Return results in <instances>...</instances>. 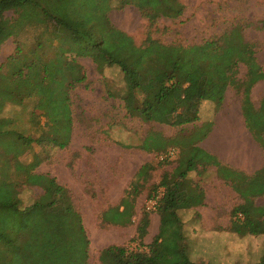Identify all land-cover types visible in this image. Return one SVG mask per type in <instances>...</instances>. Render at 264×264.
I'll return each mask as SVG.
<instances>
[{
    "label": "trees",
    "instance_id": "1",
    "mask_svg": "<svg viewBox=\"0 0 264 264\" xmlns=\"http://www.w3.org/2000/svg\"><path fill=\"white\" fill-rule=\"evenodd\" d=\"M110 1L0 0V46L30 27L39 29L32 49H57L50 60H42L38 50H34V57L24 60L18 58L22 45L17 46V55L8 58L5 64L7 73L0 74V110L6 103L20 106L26 98L35 97L37 106L47 116L45 124L56 128L58 120L69 123L70 116H62L70 112L69 91L85 81L79 62L71 64L72 52L76 51L80 58H89L99 72L113 66L120 70L122 89L118 93L106 90V94L120 99L127 115L145 123L170 127L194 123L199 119L203 102L213 103L218 110L227 89L233 88L240 96L245 127L264 151V94L257 108L251 100L253 87L264 80V71L240 26L225 35L231 41V48L224 37L183 46L162 44L148 36L141 46H136L130 36L110 22L107 16ZM128 5L136 7L150 23L159 17L175 20L184 9L178 0H119L118 8ZM240 64L246 68L242 79L238 78ZM197 132L201 138L205 135L201 130L193 135ZM3 134L0 132V136ZM16 135V142L23 146L19 147V153L12 145L6 149L9 160L0 172L4 171L8 179L20 172L26 177L23 184L11 186L8 199L4 198L6 183L0 185V264H87L89 240L68 190L54 178L33 173L36 162L18 163V157L26 152L32 139L20 133ZM49 135L38 141H54ZM170 142L171 139L153 132L143 139L139 149L158 156L167 151ZM166 162L167 159L159 163ZM210 165L217 168L218 175L230 183L245 204H251L250 208L241 205L231 210L230 231L241 236L264 235V206H253L250 196L244 193L249 177L230 171L190 142L186 161L178 164L174 175H163L159 183L163 192L154 211L159 217L157 234L149 244L143 242L150 225V212L142 213L132 239L139 247L131 250L107 246L99 252V264H206L189 260L179 210L203 204V191L189 182L187 173L198 166ZM149 169L150 165L141 166L119 204L103 213L102 222L119 227L131 223L139 195L138 181ZM27 184L41 188L43 193L23 207L16 189ZM261 260L259 264H264L263 257Z\"/></svg>",
    "mask_w": 264,
    "mask_h": 264
},
{
    "label": "rangeland",
    "instance_id": "2",
    "mask_svg": "<svg viewBox=\"0 0 264 264\" xmlns=\"http://www.w3.org/2000/svg\"><path fill=\"white\" fill-rule=\"evenodd\" d=\"M178 2L184 9L182 15L175 20L159 17L150 23L132 5L118 8L119 0L110 1L111 9L107 16L117 29L132 38L136 46H141L148 36L162 44L183 46L199 45L210 39L224 37L226 45L231 48V41L225 35L232 28L240 26L245 41L252 46L257 64L264 71V0H178ZM6 16L11 17L12 13H6ZM38 33L39 29L28 27L2 43L1 75L7 73L8 67L5 64L8 58L17 55L16 48L19 44L22 45V54L18 58L24 60L32 58L34 50H38L32 49ZM54 46L57 44L54 43ZM52 48L38 50L37 53L42 60L47 61L55 56L54 52L57 49ZM72 54L71 64L79 62L85 81L69 91L70 112L62 113V116H70V122L58 120L56 128L51 124H45L47 116L43 108L41 110L37 106L35 97L26 98L20 106L6 103L0 110V132L4 133L0 136V169H4V163L9 160L6 149L10 145L17 147L14 150L18 153L19 147L23 146L16 142L18 138L16 134L28 136L32 143L27 146L26 152L18 157V163L28 165L36 162V166L31 170L33 173L54 178L59 185L68 190L74 208L85 219L86 233L90 240L95 242L105 233H109L111 243L132 250L139 245L132 241L129 230L123 234L120 230L136 228L142 213L146 212L150 197L161 195L163 188L159 183L162 176L174 175L177 165L186 161L188 143L193 142V145L197 146L201 135L199 132L193 135L196 131L192 129L194 124L170 127L153 122L145 123L137 117L127 115L120 99L106 94V90L118 93L122 89L120 70L113 66L105 67L99 72L89 58H80L76 51ZM245 73V66L240 64L238 78L242 79ZM263 94L264 80H261L251 92V100L256 108ZM239 105L240 96L233 88H228L220 109H214L209 115V111L205 110L200 114V119L212 120L216 116L224 123L236 117V142L240 143L241 132L243 137L241 143L246 151L244 156L237 158L243 169L222 166L249 177L244 193L250 196L253 206H264V196H260L264 195V169L260 168L264 165V151L247 131ZM212 122L213 120L203 125L201 131L205 135L211 126L215 125ZM153 132L171 139L167 146L177 150V155L172 161L159 163L155 152L147 153L139 149L143 139ZM48 135L54 138V141L50 143L38 141L47 138ZM185 139L190 140L185 143ZM63 145L66 146L56 147ZM248 154L255 160L252 167L244 164L248 161ZM143 165H150V169L138 181L139 195L136 202L139 201V206L138 211L134 206L131 223L125 227L118 226L122 229H117L102 222L104 205L109 209L119 204ZM211 167L198 166L196 170L187 173L192 185L201 188L204 184L210 193L212 205H216L212 208L214 213L205 211L203 215L189 209L179 210L187 256L195 263L259 264L262 257L264 258V235L241 236L230 231L233 221L230 216L231 210L241 205L250 208L251 204H245V200L232 189L230 183L218 175L217 169L210 175L205 174ZM6 177L4 171H1L0 185L6 183L14 187L23 184L26 175L20 172L12 174L9 179ZM201 189L203 191V188ZM16 190L20 192V201L24 206L30 205L43 193L41 188L29 184L23 189L17 187ZM151 215L154 219L151 235L155 236L159 217L154 211L150 212ZM98 248L90 250L88 264H99Z\"/></svg>",
    "mask_w": 264,
    "mask_h": 264
},
{
    "label": "crops",
    "instance_id": "3",
    "mask_svg": "<svg viewBox=\"0 0 264 264\" xmlns=\"http://www.w3.org/2000/svg\"><path fill=\"white\" fill-rule=\"evenodd\" d=\"M208 112V115L214 112V105L213 103L210 102H203L200 106V110H199V119L194 122V123H190V124H185V125H192L194 124L195 126L192 128L196 131H199L203 128V125H205L206 123L210 122L213 120L215 125L211 126L210 131L204 135L202 138H200L199 142L197 143V147H199L200 149L204 150L205 152H207L208 154L214 156L217 161L219 163H221L222 165H226V166H231L232 168L235 169H239L242 170V166H240V164L237 161V158H241L242 156H244L246 154L245 151V147L242 145V134L241 132L239 133L240 139H239V144L236 142V128H235V119L236 117L232 118L231 121H227V122H220V119L216 118V116L213 117L212 120L208 119L205 121H202L200 118V114L205 112ZM237 120V119H236ZM212 122V123H213ZM183 125V126H185ZM182 127V126H181ZM237 137H238V131H237ZM173 148V147H171ZM170 147L167 149H171ZM175 149V148H173ZM176 150V149H175ZM160 155V154H158ZM176 155H177V150H176ZM248 161L244 162V164H246L247 166H253L255 164V160L251 159L250 154L247 155ZM158 160V158H157ZM173 159H170L168 161H172ZM160 162V161H158ZM178 166V165H177ZM212 166V165H210ZM264 166V165H263ZM263 166H261L260 168H262ZM216 167L212 166L211 168H208L207 171L205 172V174H209L212 173V171H216ZM259 169V168H258ZM257 170V169H256ZM245 172V171H243ZM219 187V185H216ZM4 187H6V190L4 191V198H9L10 195V190L11 189V184L9 185H5ZM25 186H23L24 188ZM37 187V186H36ZM39 188V187H38ZM201 188H203V194H204V200H203V204L201 206H197L194 208H191L189 210H193L192 212H197L201 215L205 214L204 212H213L212 208L216 207V205H212V201H211V196L210 193L208 192V189L205 188L204 184L201 185ZM200 188V189H201ZM202 190V189H201ZM211 190V189H210ZM19 197L21 198V195L19 194ZM138 206H139V201L137 200L136 205H135V210L138 211ZM26 207V206H23ZM207 209V210H206ZM76 210V209H75ZM104 210H108L107 205H104ZM122 210V208L120 209ZM104 211V212H105ZM98 213H100V210L98 209ZM81 218H82V224L83 227L86 231V227H85V219L82 216V214H80ZM202 221L204 222V217L202 219ZM153 222L154 219L152 218V215L150 216V225L148 228V232L146 237L144 238V243L145 244H149L153 238L154 235H151V231L153 228ZM110 226V225H109ZM117 229H122V228H118V226H115ZM129 230V235L130 238H134L135 232H136V228H127L124 229L123 231L120 230L123 234L124 232L126 233ZM87 234V233H86ZM88 237V236H87ZM89 240V245H88V261H89V256H90V250L93 251L94 249L98 248V256H99V252L106 248L107 246L110 245H117V244H113L111 243L110 239H109V233H105L99 240L93 242L92 240H90V238H88ZM118 246V245H117ZM97 256V259H98ZM99 263V261H98ZM88 264V263H87Z\"/></svg>",
    "mask_w": 264,
    "mask_h": 264
},
{
    "label": "built area",
    "instance_id": "4",
    "mask_svg": "<svg viewBox=\"0 0 264 264\" xmlns=\"http://www.w3.org/2000/svg\"><path fill=\"white\" fill-rule=\"evenodd\" d=\"M175 156H176V150L171 148V149L167 150L165 153L158 155L157 158H158V161H164L166 159L167 160L173 159V158H175ZM162 192H161V194H162ZM160 197H161V195H159V194L153 195L147 201L146 211H149V212L155 211L157 208L158 201H159Z\"/></svg>",
    "mask_w": 264,
    "mask_h": 264
}]
</instances>
